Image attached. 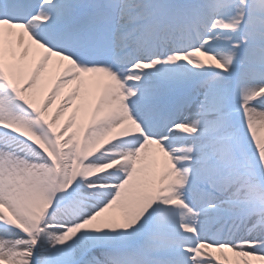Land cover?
Returning a JSON list of instances; mask_svg holds the SVG:
<instances>
[{"label":"snow or ice","instance_id":"6c2138e0","mask_svg":"<svg viewBox=\"0 0 264 264\" xmlns=\"http://www.w3.org/2000/svg\"><path fill=\"white\" fill-rule=\"evenodd\" d=\"M0 264H264V0H0Z\"/></svg>","mask_w":264,"mask_h":264}]
</instances>
